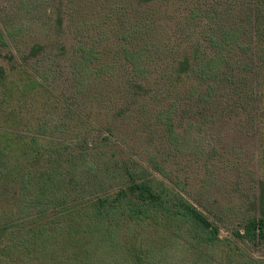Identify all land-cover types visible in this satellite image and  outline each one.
Wrapping results in <instances>:
<instances>
[{
  "label": "trees",
  "instance_id": "1",
  "mask_svg": "<svg viewBox=\"0 0 264 264\" xmlns=\"http://www.w3.org/2000/svg\"><path fill=\"white\" fill-rule=\"evenodd\" d=\"M151 1L137 0L139 7L132 24L123 6L117 4L109 13L122 26L125 43L119 57L131 63L126 78L117 86L119 99L110 95L114 89L110 93L105 86L97 90L95 85L105 66L95 65L97 49L82 39L72 47L67 98L56 93V82L47 69L28 63L43 50L40 43L21 55L22 60L15 59L17 51L11 49L10 56L18 65L14 67L16 78L7 86L11 75L0 66V264H155L156 254L164 251L184 225L192 237L188 251L200 254L194 260L188 253L186 264L212 256L222 242L217 223L220 215L214 214L215 221L210 220L182 193L187 189L168 179L160 143L164 139L175 142L185 132L175 129L177 118H186L189 130L215 118L222 84L228 80V88L235 76L226 58V53L234 49L253 53V82L247 92L251 108L257 112L259 87L264 80V0L229 1V7L221 9L212 7L208 0H191L182 15V29L178 27L177 32L180 30L184 37L186 32H196L198 26L200 34L194 35L195 41L188 39L187 46L180 45L177 56L159 71L143 67L147 57L142 49L151 51L142 41L148 35L146 14L150 12V18L152 13L157 15L152 8L147 9ZM237 1L244 7L238 14L231 11ZM214 4L222 6L220 2ZM61 21L58 15V25ZM162 27L153 28L155 37ZM131 36L141 39L137 46H128ZM245 36L251 38L249 43H244ZM88 77L93 79L91 87L97 90V98L110 95L106 105L119 119L136 111L137 115L146 111L149 116L156 110L152 118L162 136L155 137L153 143L150 131L154 128L146 116L140 127L144 138L152 142L146 150L134 147L135 141L131 137L127 140L113 126L100 125L97 132H69L66 123L74 121L70 114L74 116L75 111L83 109V96L90 90ZM181 86L183 91L173 93L167 108L146 109L148 99L164 105L165 95ZM14 94L26 100L37 97L54 113L64 112L65 116L50 115L27 122L20 107L8 110L5 106L3 98L10 99ZM74 117L75 121L93 122L88 115ZM52 124L51 131L44 132ZM260 204L261 214L243 217L241 227L232 231L234 238L252 245L264 240V195ZM236 259L235 253L227 264H264L253 258Z\"/></svg>",
  "mask_w": 264,
  "mask_h": 264
},
{
  "label": "rangeland",
  "instance_id": "2",
  "mask_svg": "<svg viewBox=\"0 0 264 264\" xmlns=\"http://www.w3.org/2000/svg\"><path fill=\"white\" fill-rule=\"evenodd\" d=\"M208 1L216 9L229 7L230 2H234V0ZM240 1L231 6V11L238 14L244 9ZM190 2L191 0H154L151 1L150 6H147L148 10L152 8L157 15L152 13L150 18L151 13L146 14L148 35L144 36L145 39L142 41H146L145 44L151 51L143 47L142 55L147 57L143 67L146 65L159 71L177 56L180 45L187 46L188 39L191 42L196 40L194 35L200 31L198 26L195 28L196 32L185 31L191 35L190 38L187 34L181 37L180 30L179 33L177 32L178 27L182 29L180 25L182 15ZM212 2H220L222 6ZM117 4L125 8L128 22L134 23L139 7L137 0H0V66L11 75L5 86L16 78L14 67L18 62L15 59L22 60L21 55H27L34 43H40L43 50L37 58H31L28 63L38 66L39 69H47L50 78L56 82L59 91L56 93L67 98L71 89V75L67 67L74 58L72 47L82 39L87 46L97 49L99 59L95 60V65L105 66L97 80L98 85H95L97 90L105 86L110 93L114 89V94L110 95L119 99L121 94L117 86H121L126 78V70L131 63L119 57L125 43L121 37L122 26L109 14ZM58 15L62 18L61 25L57 23ZM196 21V24L200 25V22ZM156 26L162 28L155 37L152 30ZM131 39L132 41L127 43L130 47L137 46L138 41L141 40L133 36ZM243 40L244 43H249L251 38L245 36ZM163 43L165 45L161 50ZM63 47L64 50L61 49ZM11 49L17 51L15 59L10 56ZM226 58L231 62L230 66L235 76L228 88L225 86L228 80L222 84L221 96L215 105V118L200 128L195 127L190 130L185 126L186 118L175 119V129L181 133L185 132L177 137L175 142L167 143L164 139L160 147L165 151L167 161L164 167L168 179L187 189V193H182L210 220L215 221L214 214L220 215L221 218L217 223L222 242L217 246L215 254L201 258L200 261L196 259L195 264H227L228 259L235 253L240 260L253 258L264 263V240L256 245L245 244L234 238L232 234L233 230L241 227L239 221L243 217L257 216L262 211L260 199L264 195V80L259 87L260 97L255 112L251 108L247 92L253 82L250 79L253 53L250 50L234 49L231 53H226ZM88 81L87 88L90 87V90L87 89V93L83 96V109L75 111L74 116L88 115L93 122L91 124L81 119L75 121L76 117L70 114L69 118H74L75 122L69 119L66 123L68 131L97 132L100 125L104 128L113 126L127 140L131 137L132 141H135L134 147L144 150L150 148L149 144L152 143L146 140L140 131V127L144 124V116L150 117L154 128L150 134L151 137L154 136L153 143H155L157 141L155 137H159V134L162 136V133L158 126L155 127L152 117L156 110L153 109L167 108L174 99L173 93L183 91V86L174 87L172 92L165 95L164 105L157 99H148L146 109L153 111L149 116L145 114L146 111H141L143 115H137V111L133 110L136 112L122 120L114 114V109L111 110L112 108L106 105L110 101V95L105 93L97 98V90L92 91L91 87L92 77H88ZM2 88L3 86H0V91ZM27 97L31 98V95L28 94ZM3 99L8 110L20 107L27 122L50 115L54 118L65 116L64 112L54 113L50 106L43 105L37 97L26 100L19 99L18 94H14L10 99ZM102 102L105 105H102ZM82 118L85 119L83 116ZM198 119L195 116V120ZM52 127L53 124L44 128V132L51 131ZM191 240L187 226H180L178 234L172 237L164 251L156 254L155 264H186L189 263L190 258L200 256V254L192 255L188 251ZM188 253L190 258L187 257Z\"/></svg>",
  "mask_w": 264,
  "mask_h": 264
}]
</instances>
